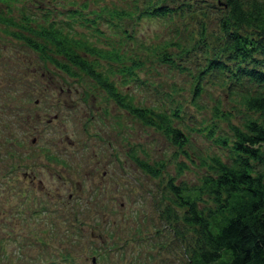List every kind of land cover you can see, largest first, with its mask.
Segmentation results:
<instances>
[{
  "label": "rangeland",
  "instance_id": "obj_1",
  "mask_svg": "<svg viewBox=\"0 0 264 264\" xmlns=\"http://www.w3.org/2000/svg\"><path fill=\"white\" fill-rule=\"evenodd\" d=\"M83 1L86 7L81 10ZM145 1L0 0V14L10 20L0 22V264H183L163 213L167 200L160 196L162 181L175 175L177 148L118 106L86 72L70 64L68 70L55 66L48 56L62 62L66 58L56 54L50 41L36 35L44 44L38 51L15 36V31L30 34L29 26L46 27L39 16L45 9L51 11L48 20L55 22L66 19L67 10L77 9L95 17L101 33L92 35L75 24L83 32L66 41L70 50L85 55L100 71L107 68L105 61L93 62L82 41L97 47L109 43V49L120 54L113 64L120 72L108 75L119 92L149 107L176 100L189 108L191 75L210 51L190 49L198 41L199 26L208 45L219 44V3L163 0L171 7L190 2V11L183 8L165 18L138 16ZM103 3L137 12L119 20L126 33L104 22ZM26 12L35 18L25 17ZM164 51L185 69L162 61ZM131 61L137 80L121 83V69ZM201 85L205 116H210L213 98L230 105L216 83ZM234 116L231 120H239ZM221 124L226 129V123ZM193 140L203 155L220 151L198 136ZM181 154L176 156L184 157ZM134 157L156 165L159 175L143 171ZM185 163L179 180L195 181L198 168Z\"/></svg>",
  "mask_w": 264,
  "mask_h": 264
},
{
  "label": "trees",
  "instance_id": "obj_2",
  "mask_svg": "<svg viewBox=\"0 0 264 264\" xmlns=\"http://www.w3.org/2000/svg\"><path fill=\"white\" fill-rule=\"evenodd\" d=\"M217 1L215 26L219 28V44L208 45L203 26H199L198 41L190 49L207 47L210 51H205L202 65L197 60L201 69L191 75L189 108L175 103L176 100H169L171 104L164 107H149L134 103L130 95L119 92L108 75L120 72L113 65L120 54L115 49L110 50L109 43L97 47L86 39L82 41L87 55H94L93 62L105 61L107 68L100 71L85 55L70 50L66 41L74 38L72 35L78 34L76 31L83 32L82 27L92 35L93 31L101 33L95 17L84 16L77 9L67 10V18L57 22L48 20L51 11L45 9L39 16L46 21V27L38 30L29 26L30 34L15 31V36L38 51L41 47L44 49V44L38 42L36 35L50 41L56 54L66 58L62 62L48 56L55 66L68 70L67 64H70L86 72L118 106L143 125L163 134L177 148L173 159L175 175L168 174L162 181L160 196L167 200L163 213L184 257L183 264H264V0ZM79 6L84 10L86 2ZM100 6L104 22L123 33L126 32L120 28L119 20L137 13L118 5L103 3ZM190 7L191 3L185 1L171 7L163 4V0H146L138 16L165 18L174 11ZM34 14L30 12L25 17L33 20ZM0 22L10 23V20L0 14ZM75 24L82 29H75ZM161 60L176 65L166 51L161 52ZM134 66L136 63L131 61L121 69V83L126 79L137 80ZM178 68L185 69L181 65ZM202 82L216 83L230 105L224 107L222 98H213V104L208 107L210 116H205L203 112L207 106L199 97ZM233 116H238L239 120L234 122ZM221 122L226 123V129ZM196 136L220 149L219 153L203 155L199 148H194ZM178 153L184 157H177ZM134 160L150 176L159 175L156 165L136 157ZM185 161L198 168L195 181L179 180L187 166Z\"/></svg>",
  "mask_w": 264,
  "mask_h": 264
}]
</instances>
